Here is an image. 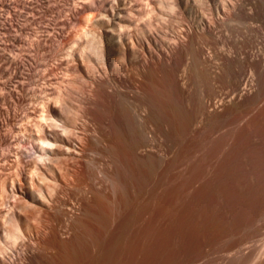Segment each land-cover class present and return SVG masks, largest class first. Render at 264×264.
<instances>
[{"label": "bare ground", "instance_id": "bare-ground-1", "mask_svg": "<svg viewBox=\"0 0 264 264\" xmlns=\"http://www.w3.org/2000/svg\"><path fill=\"white\" fill-rule=\"evenodd\" d=\"M242 30L233 95L264 90V0H0V264H109Z\"/></svg>", "mask_w": 264, "mask_h": 264}, {"label": "rangeland", "instance_id": "rangeland-1", "mask_svg": "<svg viewBox=\"0 0 264 264\" xmlns=\"http://www.w3.org/2000/svg\"><path fill=\"white\" fill-rule=\"evenodd\" d=\"M235 34L224 40L216 86L189 75L178 107L190 108L191 129L183 134L178 121L175 160L152 172L113 229L109 264H264V90L232 94L227 68L255 47L244 30Z\"/></svg>", "mask_w": 264, "mask_h": 264}]
</instances>
